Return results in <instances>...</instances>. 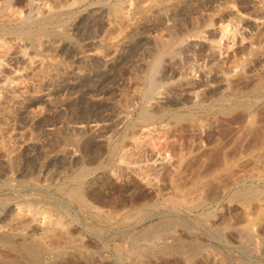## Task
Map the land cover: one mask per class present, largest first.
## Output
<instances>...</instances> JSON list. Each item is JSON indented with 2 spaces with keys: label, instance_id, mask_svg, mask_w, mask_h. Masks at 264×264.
Segmentation results:
<instances>
[{
  "label": "rangeland",
  "instance_id": "1",
  "mask_svg": "<svg viewBox=\"0 0 264 264\" xmlns=\"http://www.w3.org/2000/svg\"><path fill=\"white\" fill-rule=\"evenodd\" d=\"M76 263L264 264V0H0V264Z\"/></svg>",
  "mask_w": 264,
  "mask_h": 264
},
{
  "label": "bare ground",
  "instance_id": "2",
  "mask_svg": "<svg viewBox=\"0 0 264 264\" xmlns=\"http://www.w3.org/2000/svg\"><path fill=\"white\" fill-rule=\"evenodd\" d=\"M163 1V0H162ZM219 2V1H218ZM145 7V6H144ZM217 9V8H216ZM138 10H139V8H138ZM148 10V9H147ZM214 10V9H213ZM140 12L141 13H146V9H143V8H141L140 9ZM187 12V11H186ZM192 12V11H191ZM116 13H118V12H116ZM188 13V12H187ZM212 13V12H211ZM119 14V13H118ZM148 14V13H147ZM117 15V14H116ZM154 15V14H153ZM216 15V14H215ZM211 17V16H210ZM119 18V17H118ZM224 22V21H223ZM197 25V24H196ZM222 26V25H221ZM195 27V26H194ZM198 27V26H197ZM227 28H228V26H227ZM191 30V29H190ZM222 30V29H221ZM226 31V29H225V27H224V29H223V31ZM224 31V32H225ZM184 32V31H183ZM182 33V32H181ZM175 35V34H174ZM225 35V34H224ZM199 37V36H198ZM172 39V38H171ZM160 43V42H159ZM162 44V43H161ZM164 45H166V44H164ZM170 45V44H169ZM169 45L167 44L166 46H168L169 47ZM159 47V46H158ZM163 49L164 50H166V48H164V46H161L160 45V48H159V51H158V53L160 52H162L163 51ZM169 55H171V54H169ZM157 57V56H156ZM219 68V67H218ZM151 71V70H150ZM261 92V91H260ZM148 110V109H147ZM145 111V110H144ZM161 114V113H160ZM162 114H163V112H162ZM143 119L145 120V117H146V119L148 120L149 118H150V115L149 114H147V115H143ZM154 116H151V119L153 118ZM180 119V118H179ZM146 120V121H147ZM166 140V139H165ZM124 162H125V160H123ZM127 162V161H126ZM125 162V163H126ZM19 163V162H18ZM132 163H134L133 161H131L130 160V162H129V164H132ZM89 168V167H88ZM121 168V167H120ZM83 169V168H82ZM87 169V168H86ZM122 169H124V168H122ZM125 170V169H124ZM127 170V169H126ZM79 171V170H78ZM139 173V172H138ZM144 173V172H143ZM82 179V178H81ZM106 184V183H105ZM104 184V185H105ZM65 188V187H64ZM67 188V187H66ZM69 188V187H68ZM106 188L107 189H111V187H110V185H108V184H106ZM129 189H132V190H134V192L138 189V185L136 184V183H134L131 187H129ZM113 190V189H112ZM64 191V190H63ZM78 191V190H77ZM80 191V190H79ZM82 191V192H81ZM80 192H78V193H76V196H77V198H78V200H82V198H84V196L86 197V195L83 193V190H81ZM75 193H73V194H75ZM250 193H252V192H250ZM249 192L247 193H243L242 195H241V198H242V200H244L245 202L246 201H249V200H252L254 197L255 198H257L256 196L257 195H255L254 196V193L253 194H250ZM72 195V194H71ZM75 196V197H76ZM240 198V199H241ZM80 202V201H79ZM86 203V202H85ZM81 204V203H80ZM115 206V205H114ZM127 206V205H126ZM126 212V211H125ZM138 212V211H137ZM131 215V214H130ZM98 216V215H97ZM127 216V215H126ZM132 220V219H131ZM135 221V220H134ZM139 221V220H138ZM54 223V222H53ZM26 224V223H25ZM25 226V225H24ZM49 227V226H48ZM170 227H172V226H170ZM50 229V228H49ZM54 229V228H53ZM26 230V229H25ZM27 231V230H26ZM55 231V230H54ZM174 231V230H173ZM147 232V231H146ZM27 233V232H26ZM25 233V234H26ZM50 233H51V231H50ZM156 233V232H155ZM158 233V232H157ZM66 234H68V233H66ZM50 235H53L52 237H53V239H54V244H56V247H57V250L58 249H60V251L61 250H63V251H65V250H67V249H69L70 247H72V248H74V251L76 252V254H78L79 256H81L82 257V259H84L85 261H87V262H89V261H91L92 259V257H88L87 255H86V249H85V247H83V246H79V245H72V244H70L69 243V236L68 237H66L65 236V234H63V232L62 233H59V232H54L53 234H50ZM146 235V234H145ZM155 235V234H154ZM168 235V234H167ZM148 236V235H147ZM153 236V235H152ZM157 236V235H156ZM49 237V236H48ZM51 237V236H50ZM51 237V238H52ZM151 237V236H150ZM166 237V236H165ZM172 237V236H171ZM47 238V237H46ZM72 238V237H71ZM149 237H146V240L148 239ZM157 238H159V237H157ZM45 239V238H44ZM50 239V238H49ZM53 239H52V241H53ZM150 239V238H149ZM152 239V238H151ZM71 240V239H70ZM73 240V239H72ZM131 240V239H130ZM145 240V241H146ZM161 240V239H160ZM183 240V239H182ZM72 242V241H71ZM138 242V241H137ZM73 243V242H72ZM79 243V242H78ZM198 243H199V241H198ZM52 244V243H51ZM138 244V243H137ZM136 244V245H137ZM180 245V244H179ZM129 246H130V244H129ZM135 246V245H134ZM172 246V245H171ZM193 246V245H192ZM192 246L191 245H186V244H183V245H181V246H179L180 247V249H182V250H184V252H187V253H194V252H196V251H198V250H196V248H198L197 246H193V248H192ZM138 247V246H137ZM178 247V248H179ZM203 247V246H202ZM169 248V247H168ZM172 248V247H171ZM13 249V248H12ZM15 249V248H14ZM27 252H30L34 257V259H35V261H39V259H40V255H39V248L36 246V248H32V247H27ZM26 250V249H25ZM181 250V251H182ZM63 251H61V252H63ZM68 251H70V250H68ZM59 252V251H58ZM72 253V252H71ZM182 253H183V251H182ZM62 253H60V255H61ZM188 255V254H187ZM196 255V254H195ZM63 256V255H62ZM186 256V255H185ZM191 257H192V255H191ZM60 262V261H59ZM77 262V261H76ZM73 263V262H72ZM75 263V262H74ZM195 263V262H194ZM193 263V264H194ZM77 264V263H76ZM186 264V263H185Z\"/></svg>",
  "mask_w": 264,
  "mask_h": 264
}]
</instances>
